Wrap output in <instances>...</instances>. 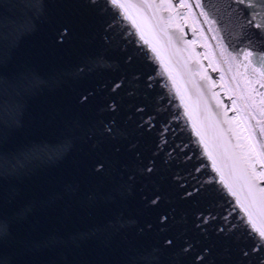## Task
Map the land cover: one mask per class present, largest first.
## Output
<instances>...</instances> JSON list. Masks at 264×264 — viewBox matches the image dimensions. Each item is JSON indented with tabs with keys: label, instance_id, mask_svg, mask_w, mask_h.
<instances>
[{
	"label": "water",
	"instance_id": "obj_1",
	"mask_svg": "<svg viewBox=\"0 0 264 264\" xmlns=\"http://www.w3.org/2000/svg\"><path fill=\"white\" fill-rule=\"evenodd\" d=\"M118 2L0 0V264H261L196 133L264 142V0Z\"/></svg>",
	"mask_w": 264,
	"mask_h": 264
},
{
	"label": "snow or ice",
	"instance_id": "obj_2",
	"mask_svg": "<svg viewBox=\"0 0 264 264\" xmlns=\"http://www.w3.org/2000/svg\"><path fill=\"white\" fill-rule=\"evenodd\" d=\"M238 2L243 4L245 3V0H238ZM112 3L120 9L129 7H144L147 9L162 8L166 11H170L174 7L171 3H161L159 5L144 4L140 6L126 5L119 3L118 0H112ZM175 7L184 8L191 7V5L181 3L179 5H175ZM195 7L203 9L204 5L197 3ZM200 15L205 17V22H212L208 20L207 13L203 10L200 12ZM161 19L163 20V18ZM132 22L134 25L136 24L135 20ZM171 22L172 18L169 17L168 24L171 25ZM256 27L264 28V25H256ZM177 28H179L178 25ZM141 40H143L145 44L149 43V40L145 38L143 31L141 32ZM171 45L172 38L169 36L166 46ZM152 50L157 53V58L160 59L161 64H164L161 53L157 50L155 45ZM241 55L247 61L245 67L247 68L248 66H251L253 53L248 51L242 53ZM165 71H168V69L165 68ZM253 71H255V69H253ZM169 75L171 76V73ZM260 75L264 77V64L260 66ZM261 87H264V84H262ZM261 103H264V100H262ZM232 104L233 111H236V101L233 100ZM218 106L223 107L222 104H218ZM244 107L245 110H247V105H244ZM262 114H264V110H262ZM224 117L223 121L217 120L215 122L214 144L211 149L209 148V145L205 143L204 133L197 130L196 134L201 137V143L205 146V152L208 154V158L212 160L213 168L220 174L221 182L228 187L232 195L236 196L237 203L245 211L252 229L258 233L261 240H264V188L259 187V181L264 180V142H254L252 136L244 135L246 129L243 127V123L238 117L236 119L235 126H233L232 122L227 118L226 112L224 113ZM189 118L191 119V116ZM249 119H255V117L249 114ZM221 124H228L229 127L227 129H223L220 127ZM193 126L195 128V122L193 123ZM261 135H264V127L261 128ZM233 140L235 141L234 144ZM217 144H219V148L222 150H217ZM258 147L261 149L260 151H257ZM258 164L262 169L259 172L257 171ZM225 169L228 170L229 177L238 173V176H236L237 182L242 181L243 187L247 190L245 201L240 200V197L237 195V191L229 184L228 180H226ZM254 217L259 219V227H257V224L254 222ZM245 255H247V253H245ZM261 264H264V261H262Z\"/></svg>",
	"mask_w": 264,
	"mask_h": 264
}]
</instances>
